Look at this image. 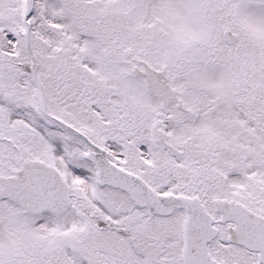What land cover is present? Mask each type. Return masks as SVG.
Masks as SVG:
<instances>
[{
  "label": "snow or ice",
  "instance_id": "snow-or-ice-1",
  "mask_svg": "<svg viewBox=\"0 0 264 264\" xmlns=\"http://www.w3.org/2000/svg\"><path fill=\"white\" fill-rule=\"evenodd\" d=\"M0 264H264V0H0Z\"/></svg>",
  "mask_w": 264,
  "mask_h": 264
}]
</instances>
